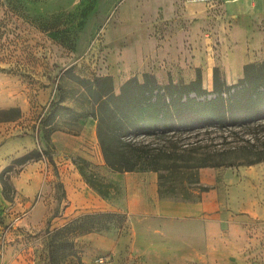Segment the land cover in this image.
<instances>
[{"label": "rangeland", "instance_id": "rangeland-1", "mask_svg": "<svg viewBox=\"0 0 264 264\" xmlns=\"http://www.w3.org/2000/svg\"><path fill=\"white\" fill-rule=\"evenodd\" d=\"M130 1L0 0V144L10 136H27L34 141L31 150L19 149L3 157L0 173L15 158L34 149H47L54 159L51 162L44 156L12 164V169L0 179L4 197L0 210V260L3 244H11L28 254L18 257L21 264H50L47 229L53 231L77 216L96 212L79 209L64 213V132L87 131L93 148L101 150L97 120L87 115L92 110V100L79 77L94 79L112 73L119 91L123 77L136 73L141 78L161 61L164 35L159 16L149 28L154 46L145 51L142 60L126 63L123 59L124 48L133 37L131 31L139 29V16L122 17L124 5ZM133 1L129 9L132 12L141 5L139 0ZM193 3L201 5L196 9L198 13L206 12V17L196 23L197 36L201 35L199 31L216 32L215 26L222 20L220 12L210 11L200 2ZM169 52L173 54V50ZM196 133L172 138L146 136L140 140L154 153H160V148L168 151L172 141L181 144L198 138L203 139L201 149L206 148L209 134ZM234 145L232 141L226 148ZM171 154L162 152L164 158L155 171L159 183L163 175V182L178 185L177 179L183 176L185 185H189V177L197 170L183 167L184 162L174 154L173 158H165ZM74 160L97 189L109 195L115 188L117 195H123L119 179L109 182L90 162ZM25 168L45 173L32 198L18 194L13 179ZM214 168L218 169L212 186L219 200L216 212L194 218L136 217L143 241L140 249L150 252L134 254L128 247L115 250L117 238L132 229V218L122 207L126 220L113 218L104 221L108 229L69 234L76 254L70 255L67 248L62 264H264V161ZM36 205L35 212L27 215ZM33 245L38 254L35 263L28 261L33 258L29 254Z\"/></svg>", "mask_w": 264, "mask_h": 264}, {"label": "trees", "instance_id": "trees-1", "mask_svg": "<svg viewBox=\"0 0 264 264\" xmlns=\"http://www.w3.org/2000/svg\"><path fill=\"white\" fill-rule=\"evenodd\" d=\"M79 80L92 100V110L87 115L97 120L101 151L112 170L156 171L164 158L162 152L172 153L165 158H173V154L179 156L183 167L197 170L189 177V185H185L183 176L177 179L178 185L166 184L164 176H160L161 198L198 201L202 192L212 188L201 183L200 168L264 161V61L245 64L244 76L231 84L226 83L219 68L215 67L211 90L204 87L200 69L196 79L190 82L170 79L162 83L155 74L144 72L141 78L134 75L124 81L119 91L112 75H99L94 79L79 77ZM201 131L209 134L206 137L209 144L204 149L200 145L203 139L198 138L181 144L172 141L168 151L160 148V153H154L140 140L146 136L172 138ZM232 141L235 145L226 148ZM44 156L54 162L47 149H34L15 158L12 164H24ZM12 164L0 173L1 180L12 169ZM81 171L85 176L82 167ZM86 180L102 195L108 196L97 189L89 177ZM113 218L120 221L127 216L121 211H96L77 216L53 231L47 229L50 264H62L67 248L71 250L70 255L76 254L69 234L108 229L104 221Z\"/></svg>", "mask_w": 264, "mask_h": 264}, {"label": "crops", "instance_id": "crops-1", "mask_svg": "<svg viewBox=\"0 0 264 264\" xmlns=\"http://www.w3.org/2000/svg\"><path fill=\"white\" fill-rule=\"evenodd\" d=\"M139 1L141 3L139 10L135 7L136 10L133 12L129 9L135 1L131 0L124 5L122 17L131 19L139 16V29L134 28L131 31L133 37L125 46L126 52L122 57L126 63L133 62V59H143L145 51L150 50L155 44L149 28L153 19L159 16L162 18L160 24L162 36L164 35L161 40L162 58L157 63V67L148 71H152L151 73L155 74L162 83H167L170 79L175 82H190L196 79L197 71L200 69L204 87L211 90L215 67L219 68L226 83L231 84L244 76L245 64L264 61V0H229L213 8L202 1ZM193 2L202 3L204 8H210V11L220 12L219 17L222 20L215 26L216 32L199 31L201 35L197 36L196 23L198 19L206 17V12L198 13L196 9H199L201 5ZM179 22L182 25L176 24ZM178 34L181 36L178 37ZM116 40L115 43H118ZM169 50H173V54ZM138 65L143 66L142 63ZM134 75L137 74L129 73L123 77L119 85ZM114 80L117 81V78L115 77ZM86 132L83 131L80 134L64 132V193L66 196L64 213L71 214L79 209L120 211L123 207L132 218V229L129 234L117 238L115 250L120 252L128 247L134 254H143L147 251L140 249L143 241L138 233L136 217L139 220L154 217L194 218L218 210V194L213 188L202 192L201 199L198 201L161 198L159 176L155 171L117 172L112 170L106 164L101 150L93 148ZM33 147L34 141L27 136L8 137L0 144V165L4 161L3 157L9 153L19 149L28 151ZM74 159L90 162L94 169L101 170L109 182L119 179L124 191L123 195H117L115 188L108 196L102 195L88 183L81 171V166ZM217 172L218 169L214 167L201 168L200 179L203 183L213 186ZM44 175L42 171L32 172L27 168L21 170L17 176H13L17 193L27 198L34 197L38 189L37 184ZM224 176L226 178V173ZM3 200V186L0 181V210ZM35 208L37 205L32 207L27 215L33 214ZM35 248L36 246L33 245L29 250L33 258H29L28 261L33 263L36 262L38 255ZM20 249H22L20 246L15 248L11 244H3L0 264H21L18 257H27L28 254ZM44 256L47 259V254Z\"/></svg>", "mask_w": 264, "mask_h": 264}, {"label": "built area", "instance_id": "built-area-1", "mask_svg": "<svg viewBox=\"0 0 264 264\" xmlns=\"http://www.w3.org/2000/svg\"><path fill=\"white\" fill-rule=\"evenodd\" d=\"M189 1H202L205 2L208 6L213 8V7H219L221 3L229 0H189ZM101 261L103 262V259H101Z\"/></svg>", "mask_w": 264, "mask_h": 264}]
</instances>
